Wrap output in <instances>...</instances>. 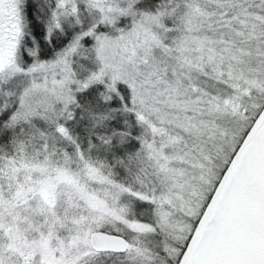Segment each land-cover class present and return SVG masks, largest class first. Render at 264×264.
<instances>
[{
    "label": "snow or ice",
    "instance_id": "1",
    "mask_svg": "<svg viewBox=\"0 0 264 264\" xmlns=\"http://www.w3.org/2000/svg\"><path fill=\"white\" fill-rule=\"evenodd\" d=\"M0 264H264V0H0Z\"/></svg>",
    "mask_w": 264,
    "mask_h": 264
}]
</instances>
